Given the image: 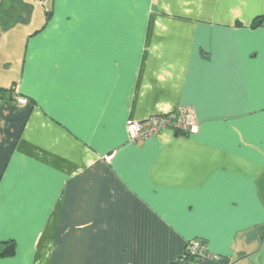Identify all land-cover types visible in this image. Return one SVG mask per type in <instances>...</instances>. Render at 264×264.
Instances as JSON below:
<instances>
[{
    "label": "crops",
    "instance_id": "crops-1",
    "mask_svg": "<svg viewBox=\"0 0 264 264\" xmlns=\"http://www.w3.org/2000/svg\"><path fill=\"white\" fill-rule=\"evenodd\" d=\"M50 2L0 12V264H264V0Z\"/></svg>",
    "mask_w": 264,
    "mask_h": 264
},
{
    "label": "built area",
    "instance_id": "built-area-1",
    "mask_svg": "<svg viewBox=\"0 0 264 264\" xmlns=\"http://www.w3.org/2000/svg\"><path fill=\"white\" fill-rule=\"evenodd\" d=\"M41 2L43 0H33ZM18 102L25 105L27 100L19 98ZM173 129L180 134L191 135L199 132V124L190 108H180L172 113L164 116H152L145 121H131L127 126V132L130 142H140L150 137L156 136L165 130ZM114 154L106 156V160L110 161ZM187 251L191 254V260L173 264H199L205 259H221L219 256H212L207 246L201 240H192L187 247Z\"/></svg>",
    "mask_w": 264,
    "mask_h": 264
},
{
    "label": "trees",
    "instance_id": "trees-1",
    "mask_svg": "<svg viewBox=\"0 0 264 264\" xmlns=\"http://www.w3.org/2000/svg\"><path fill=\"white\" fill-rule=\"evenodd\" d=\"M12 89L13 88H9V89H7V88H0V93H6V92H9L10 93L12 91ZM18 99L19 98H17V101H18ZM262 236H263L262 237V240H264V232L262 233ZM203 244L206 245V242H203ZM187 247H188V245H187ZM14 249H15L14 242H7V243H4V244H1V246H0V257L11 256L12 254H14ZM191 258H192L191 257V254L188 251H186V253L184 254V257L180 261H178V262L185 263V262L191 260Z\"/></svg>",
    "mask_w": 264,
    "mask_h": 264
},
{
    "label": "rangeland",
    "instance_id": "rangeland-1",
    "mask_svg": "<svg viewBox=\"0 0 264 264\" xmlns=\"http://www.w3.org/2000/svg\"><path fill=\"white\" fill-rule=\"evenodd\" d=\"M30 1H32V5H34L35 6V4H37V5H40V7L42 8H44L43 10L44 11H38L37 10V13L38 14H41V15H43V14H45V12H48V9H51L50 8V6H52L51 5V2H50V0H43V1H41V2H35V1H33V0H30ZM1 2H3V5L1 6V10H0V12L2 11V10H4L5 9V12H11V11H13V9L12 8H9V2L10 3H15V2H17V0H0V3ZM14 49H17V48H15L13 45H11V51L13 52V50ZM11 52V53H12ZM17 53H18V55L16 56V57H13L12 58V61H17V60H20V52L19 51H17ZM16 64H17V62H16ZM16 66V65H15Z\"/></svg>",
    "mask_w": 264,
    "mask_h": 264
}]
</instances>
